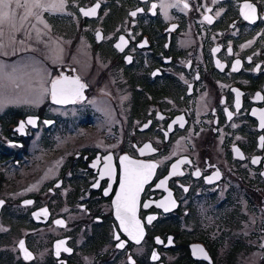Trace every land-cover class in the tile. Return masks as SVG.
<instances>
[{"label": "flooded vegetation", "instance_id": "1", "mask_svg": "<svg viewBox=\"0 0 264 264\" xmlns=\"http://www.w3.org/2000/svg\"><path fill=\"white\" fill-rule=\"evenodd\" d=\"M246 3L254 22L244 18ZM52 10L71 31H55L63 47L58 61H46V87L79 78L83 99L54 104L49 92L35 112L0 118V264H209L192 259L194 244L217 264L216 246L189 236L196 211L264 199V0H65ZM38 11L13 31L28 45L55 28ZM124 156L157 165L137 201L139 244L117 219ZM173 253L178 263L167 260Z\"/></svg>", "mask_w": 264, "mask_h": 264}, {"label": "rangeland", "instance_id": "2", "mask_svg": "<svg viewBox=\"0 0 264 264\" xmlns=\"http://www.w3.org/2000/svg\"><path fill=\"white\" fill-rule=\"evenodd\" d=\"M45 2L47 3L48 0ZM52 2L55 3L57 0ZM20 3L23 4L24 0ZM52 9L54 8L41 9V12L51 18V23L56 29L47 30L49 33L47 42H43V35L37 33L30 44L40 48H29L28 35L15 36L13 31L17 28L22 29L24 21L22 24L21 21L15 22V29H10L7 25L3 28V35L0 36V45H2L0 64L15 66L18 69L14 80H0V99L7 98L8 101L0 107V118L5 124L12 123L17 115L35 112L48 99L46 94L38 102H33L37 99L39 90L47 88L46 61L55 63L61 58L59 50L63 45L56 43L59 40L55 31L58 29L62 32L71 31L68 30L66 22L69 18L63 19L55 15ZM11 10L15 11L16 18L24 13V8H16L14 3ZM119 14L120 12L117 15ZM48 28L50 29V25ZM67 42L66 39L64 45ZM41 57L44 59H40ZM6 71L10 72L11 67ZM5 108L11 112L4 114ZM101 109L105 110L104 107ZM46 114L51 115L49 111ZM70 126L75 124L71 123ZM262 202H264L263 198L259 200V205L254 207L252 198L242 196L238 203L237 201L227 203L219 206L218 209L212 207L211 210H217L214 214L212 212L199 214V211H196L195 217L191 220L195 224L190 225L192 232L190 234L188 231L189 236L192 240L208 243L209 247L216 246L217 264H264V203ZM166 258L168 261L178 263L182 256L173 253Z\"/></svg>", "mask_w": 264, "mask_h": 264}, {"label": "snow or ice", "instance_id": "3", "mask_svg": "<svg viewBox=\"0 0 264 264\" xmlns=\"http://www.w3.org/2000/svg\"><path fill=\"white\" fill-rule=\"evenodd\" d=\"M65 0H57V2L53 3L52 0H48L46 3L45 0H24V3L21 4L20 0H0V36L3 35V28L5 25H7L10 29H15L16 27V13L14 10H11V6L14 3L16 8H24V13L19 17L21 24L23 21H25L29 16H35L37 19L39 18V11L41 9H48V8H62L64 6ZM185 7H188L187 4L184 5ZM99 7V4L95 5V7H92L88 9L87 11L81 9L83 12V15L90 16L94 15L96 13V9ZM161 7H165L164 4H161ZM152 8L155 9L156 5L153 4ZM243 9L245 10L243 12L244 18L254 22L255 19V8L251 4H244ZM36 10V11H34ZM139 11V10H138ZM131 15L135 16L136 12L131 13ZM209 19V18H206ZM209 22L210 19H209ZM99 38V33H98ZM11 39V37H10ZM123 42V37L120 38ZM2 47V45H0ZM116 47L120 48V44H117ZM122 50V49H121ZM129 62L131 58L129 57ZM240 61H236V65H239ZM11 67V71H6L7 68ZM236 66L233 67V71H236ZM18 71V69L15 66H8L4 64H0V80H9L12 81L15 79V74ZM85 85L82 84L79 80V78H73L69 79L68 77L61 76L58 79L51 81V88L50 90L48 88H41L39 90V95L37 99L33 102H38L39 99H42L46 94L51 95V100L54 104H67V103H76L78 100L83 99V89ZM240 96V93L237 92V98ZM8 102L7 98L0 99V107L4 106V104ZM27 102V101H26ZM237 106H239V100L237 99ZM229 116L231 114L229 113ZM162 118V117H161ZM181 121L183 118H179ZM261 119V126L264 127V113H261L260 115ZM28 123L35 125V120L29 119ZM45 123H51L50 121H46ZM24 123L22 122L17 129L18 131H23ZM167 135V133H165ZM262 145H264V137L261 138ZM145 149H148L149 151H152L150 145H145ZM143 154V150H141ZM107 161L105 163V169L107 171L108 175H111V160L112 157L108 156L105 158ZM125 161H127V164H125ZM187 161H181V163H185ZM253 163H256L254 160ZM121 164L124 165V178L122 179L120 183V192L116 196V211H117V219L120 221L121 228L124 230V232L129 236L130 239L135 241V243L139 244L140 240L143 237V228L141 227L140 221L136 218V207H137V201L139 198V193L143 189V185L150 179L152 176L155 168L157 167L154 163L145 164L138 161H132L129 160L127 156H124L121 158ZM93 167L96 165L93 164ZM178 168V165H173V172L176 171ZM105 173H101L103 176ZM196 175H199V172L196 173ZM220 173L217 172L216 176L219 177ZM165 182L161 181V184L159 186H163ZM187 191V189H185ZM108 194V191H105V195ZM169 196H171V193H169ZM26 203L30 204L32 201H26ZM0 204H3V201H0ZM175 202L172 201V205L174 206ZM145 207H148V204L144 205ZM158 207H165V211L168 210V207L165 206L163 202L157 205ZM43 214H47V210H42ZM155 219V217H148L149 223ZM57 224H63V221H56ZM117 240L120 239V237L117 235L115 237ZM158 243H160L159 240H157ZM171 243V240L169 241ZM64 242L61 241L57 244V249L59 251V248L61 244ZM20 248L24 250L25 252V259H30L31 254L27 252V250L24 249V242H20ZM117 247H124V243L121 242L117 245ZM68 251V249H65ZM194 252H198L201 254H204L203 248H196L194 249ZM205 259H207L206 254ZM153 259H156L155 254L153 255ZM130 264H134V261L131 260V257H129Z\"/></svg>", "mask_w": 264, "mask_h": 264}, {"label": "water", "instance_id": "4", "mask_svg": "<svg viewBox=\"0 0 264 264\" xmlns=\"http://www.w3.org/2000/svg\"><path fill=\"white\" fill-rule=\"evenodd\" d=\"M196 248H203L204 250V254H206L207 256V259H205V255L204 254H201V253H198V252H194V249ZM155 254L156 256V259H153V255ZM191 257L196 260V261H206L208 262L209 264H213V260H212V257L209 255L208 251L206 250L205 246L202 245V244H194L191 246ZM160 260V257L159 255L157 254V252H153L152 255H151V261L152 262H159ZM160 264H164V263H160Z\"/></svg>", "mask_w": 264, "mask_h": 264}, {"label": "bare ground", "instance_id": "5", "mask_svg": "<svg viewBox=\"0 0 264 264\" xmlns=\"http://www.w3.org/2000/svg\"><path fill=\"white\" fill-rule=\"evenodd\" d=\"M193 259V258H192Z\"/></svg>", "mask_w": 264, "mask_h": 264}]
</instances>
